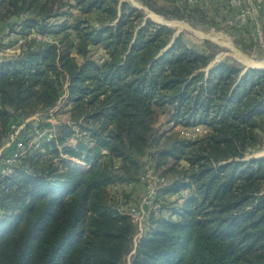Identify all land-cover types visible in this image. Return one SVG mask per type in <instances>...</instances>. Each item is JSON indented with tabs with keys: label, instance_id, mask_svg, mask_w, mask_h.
Here are the masks:
<instances>
[{
	"label": "trees",
	"instance_id": "obj_1",
	"mask_svg": "<svg viewBox=\"0 0 264 264\" xmlns=\"http://www.w3.org/2000/svg\"><path fill=\"white\" fill-rule=\"evenodd\" d=\"M75 1L84 16L66 17V0H0L1 22L27 16L16 33L59 37L0 59V142L14 122L58 116L66 79L71 119L0 175V264H126L136 230L128 203L149 165L159 186L130 264H264V156L247 158L264 146V68L211 66L219 45H189L120 0ZM169 2L180 5L143 0L172 17L209 12ZM178 125L208 132L186 139Z\"/></svg>",
	"mask_w": 264,
	"mask_h": 264
},
{
	"label": "rangeland",
	"instance_id": "obj_2",
	"mask_svg": "<svg viewBox=\"0 0 264 264\" xmlns=\"http://www.w3.org/2000/svg\"><path fill=\"white\" fill-rule=\"evenodd\" d=\"M143 0H120V3H128L131 6H134L143 11L145 14L144 20L150 19L151 21L158 23V24H165L170 26L171 28L175 29V35H182L183 39L189 44L196 46L198 49L205 48L204 40L208 39L211 42L219 45L221 50L216 55L215 59L211 63V66L214 63L221 61L223 59H233L238 61L241 65L245 67H255L261 66L264 68V17L261 13H258L253 7L254 4H251V21H258V28L261 30L260 35L255 39L250 38L247 35L246 27L240 24L230 25L228 24L229 18H234L233 16H237L238 9H233L230 12L229 8H226L220 3V0H207V16L204 13V17L196 16L195 18L187 17H172L167 16L162 13L157 12L156 10L150 8L146 4L142 2ZM67 5L64 6L61 10L66 11L68 17L69 15L73 14L76 17L79 15L84 16V14L80 12V8L76 6L75 0H66ZM139 2V4L137 3ZM143 3V6L141 5ZM157 4H162L167 7V10H172L175 6H179L180 4H173L169 2V0H157ZM236 8V7H235ZM228 14L227 19L224 21L223 18L219 19V14ZM217 16L218 19L215 18L219 22L215 23L213 21L214 16ZM63 15L59 18L60 21L66 19ZM160 17V18H159ZM27 16L25 14L21 15L20 17H13L8 22H1L0 21V59H8L14 58L21 54L25 49V46L28 42L35 39L37 41H44L47 43H57L59 44L58 36L55 37L51 34L44 35L41 33L37 28L32 31L31 34L28 35H21L16 32L23 28V20L26 19ZM156 18V19H155ZM161 19V20H160ZM54 19H52L53 21ZM17 24L16 32L13 31L12 24ZM96 23V21H94ZM145 23V22H144ZM252 25L256 27V23L252 22ZM15 32V33H14ZM61 36V34L59 35ZM92 56L99 61H103L104 58L107 56V52L102 46L94 47L92 46ZM73 55H77L73 53ZM65 91L61 97V105L63 104L61 109V113L57 116L55 115V111L51 110L49 113H36L29 118L21 121L20 123L14 122L10 126V134H7L5 138L0 142V164H4L6 167L14 168L16 163L20 162V157H15L17 153L25 154L30 150L36 149L40 147L41 139L45 138L49 140L51 138V134H54L57 130V126L60 124L61 121H70V113H68V79L65 80ZM168 116L166 114H161L158 118L159 125L165 124L167 121ZM15 125V128L13 127ZM76 126V125H75ZM167 127H169L166 124ZM77 130L78 127H75ZM175 129L179 130L182 137L186 139H197L208 132L207 127L205 126H195L190 128H185L181 125H178ZM19 131V132H18ZM77 136H72L68 144H76L77 143ZM23 142L24 149L18 146L19 142ZM36 147V148H35ZM14 156V157H13ZM64 157L69 158V156L63 154ZM264 156V146L254 151L252 154L248 155L247 158L251 157H261ZM12 159L11 163H7ZM16 160V161H15ZM72 162L79 165L83 169L89 168L88 164L79 160L78 158L72 157ZM147 161H150L149 159ZM9 164V165H7ZM154 169L151 165L146 167L145 173L143 174V178L141 179L143 183L148 184V180L144 179V176L147 173ZM157 175L159 173L155 172ZM154 173V174H155ZM157 180V179H156ZM152 180V185L157 188L159 186L158 181ZM141 188L135 189L134 196L131 197L130 202L128 203V212L130 213V209L133 206L140 205L143 200L147 196L146 185L140 184ZM123 188V187H121ZM127 188V187H126ZM131 188V186H130ZM128 186V190L130 189ZM115 191H119L116 187L114 188ZM183 194L188 193V189L182 190ZM176 196H170L169 202L173 201ZM147 219L144 221L142 226H138L136 223V230L134 235V246L129 254L125 258L126 264H130L132 260V255L135 253L137 244L144 234V231L147 228ZM140 236V237H139Z\"/></svg>",
	"mask_w": 264,
	"mask_h": 264
},
{
	"label": "built area",
	"instance_id": "obj_3",
	"mask_svg": "<svg viewBox=\"0 0 264 264\" xmlns=\"http://www.w3.org/2000/svg\"><path fill=\"white\" fill-rule=\"evenodd\" d=\"M190 5H203V3H207V0H185ZM228 5L231 6L234 9H238V15L234 18L228 19V24L234 25V24H240L244 25L245 27L250 25L253 30V36L256 38L258 35H260V29L258 28V21H251L250 20V9L251 4H254L255 7H253L255 10H257L258 13H261L264 17V0H227ZM250 5V6H249ZM236 7V8H235ZM252 22L256 23V27L252 25ZM16 124H13V127L15 128ZM19 132V131H18ZM53 134H51V137ZM25 144V143H24ZM23 142H19L18 146L22 149H24ZM23 154L17 153L15 157L22 156ZM14 157V156H13ZM12 159L7 161V163H11ZM16 161V160H15ZM17 164V163H16ZM9 165V164H7ZM14 168L6 167L4 164H0V175L5 176L9 175L13 172ZM144 179H147L148 185H147V196L143 200V202L138 206H132L130 209V214L134 220V222L139 226H142L144 224V221L146 220L149 211L152 208L153 198L156 193V188L152 185L153 181L156 180L157 176L153 174V171L150 170L147 175L144 176ZM158 180V179H157ZM156 180V181H157ZM140 237V236H139Z\"/></svg>",
	"mask_w": 264,
	"mask_h": 264
},
{
	"label": "crops",
	"instance_id": "obj_4",
	"mask_svg": "<svg viewBox=\"0 0 264 264\" xmlns=\"http://www.w3.org/2000/svg\"><path fill=\"white\" fill-rule=\"evenodd\" d=\"M138 1H140V0H138ZM143 2V1H142ZM141 2V5L143 6V3ZM138 4H139V2H137Z\"/></svg>",
	"mask_w": 264,
	"mask_h": 264
},
{
	"label": "water",
	"instance_id": "obj_5",
	"mask_svg": "<svg viewBox=\"0 0 264 264\" xmlns=\"http://www.w3.org/2000/svg\"><path fill=\"white\" fill-rule=\"evenodd\" d=\"M255 67L262 68L261 66H255Z\"/></svg>",
	"mask_w": 264,
	"mask_h": 264
},
{
	"label": "bare ground",
	"instance_id": "obj_6",
	"mask_svg": "<svg viewBox=\"0 0 264 264\" xmlns=\"http://www.w3.org/2000/svg\"><path fill=\"white\" fill-rule=\"evenodd\" d=\"M160 18V17H159ZM156 19V18H155ZM161 20V19H160Z\"/></svg>",
	"mask_w": 264,
	"mask_h": 264
}]
</instances>
